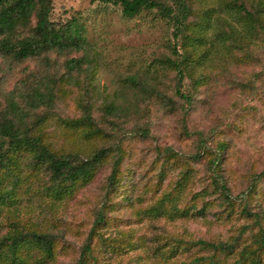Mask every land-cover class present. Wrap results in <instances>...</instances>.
Returning <instances> with one entry per match:
<instances>
[{
    "label": "rangeland",
    "instance_id": "rangeland-1",
    "mask_svg": "<svg viewBox=\"0 0 264 264\" xmlns=\"http://www.w3.org/2000/svg\"><path fill=\"white\" fill-rule=\"evenodd\" d=\"M243 1L250 20L230 12L226 0H188L189 38L200 37L192 28L209 20L198 44L174 38L154 7L126 17L110 2L50 0V18L78 22L85 48L23 59L0 54V113L16 101L24 122L37 123L33 132L57 152L109 151L89 181L60 199L43 191L48 172L17 156L20 181L15 202L0 205V234L11 220L50 232L52 255L43 264H74L81 253L86 264H264V0ZM187 43L193 54L178 85L162 60ZM201 50L207 57L195 63ZM79 56V66L65 65ZM36 87L51 99L36 106V97L24 95ZM110 100L121 107L115 114L103 109ZM83 103L106 136L85 138L81 127L61 122L80 116ZM98 211L103 221L95 223Z\"/></svg>",
    "mask_w": 264,
    "mask_h": 264
},
{
    "label": "trees",
    "instance_id": "trees-1",
    "mask_svg": "<svg viewBox=\"0 0 264 264\" xmlns=\"http://www.w3.org/2000/svg\"><path fill=\"white\" fill-rule=\"evenodd\" d=\"M98 1L119 5L121 14L126 17H131L143 8L154 7L169 21L174 38L182 36L187 40L186 42L188 39H195L200 44L202 28L209 23L208 19L200 21L197 28H192L200 33V37L198 35L189 38L187 32H183L187 28L186 18L190 13L188 0ZM228 1L230 12L242 15L247 20L253 18L245 8L243 0H226V3ZM50 8V0H0V54L8 55L14 59H23L46 54L52 49L56 52L84 49L86 39L81 32L82 26L75 20L56 24L49 16ZM188 44L190 43H187L182 51L173 49L174 57L166 56L162 60L177 72L178 85L184 76L187 62L191 60L193 54L192 49L188 48ZM206 57V52L199 51L195 57L197 59L195 63H200ZM82 60L81 56L70 57L65 60V65L71 69L79 66ZM197 78L193 80L195 81ZM133 81L136 80L128 78V84ZM136 86L142 87L139 84ZM175 92L185 99L191 98L188 91H182L177 86ZM26 93L29 98L36 97L38 99L35 103L36 106L50 100L52 96L50 91L42 93L38 87L30 92H24V95ZM80 106L82 110L80 116L61 118V122L76 130L81 127V136L85 138L97 135L106 136L108 132L94 120L90 106L85 103ZM103 109L108 114H115L121 107L114 100H110L104 104ZM21 113L19 105L12 99L9 100L8 109L0 113V205L8 206L15 202L14 187L20 181L19 172L16 169L20 163L16 157L20 154L28 156L27 163L31 168L43 169L48 172L49 181L42 183L43 191L56 199H60L70 192L76 182H87L92 178L98 164L108 154L107 147L95 148L91 153L85 155H79L75 151L57 152L42 140L39 133L33 132L32 127L37 123H25ZM37 119L40 118H35V120ZM119 159L120 154L118 153L113 159L108 175V186L111 189L117 185ZM219 187L223 197L226 198L228 190L223 184H220ZM102 221V212L98 211L95 223ZM7 225L8 227L0 234V264H43L51 257L54 236L50 232L27 230L20 227L16 220L9 221ZM262 232L258 236L260 243H264V233ZM199 243L205 246H216L220 249L232 247V244H212L204 240H199ZM88 250L87 243H84L82 252H88ZM32 251H36V254H33ZM203 259H205L203 255L195 257V261ZM236 261L239 262V259ZM208 263H211V259H208ZM74 264H86L85 255L81 253ZM101 264H108V262Z\"/></svg>",
    "mask_w": 264,
    "mask_h": 264
}]
</instances>
